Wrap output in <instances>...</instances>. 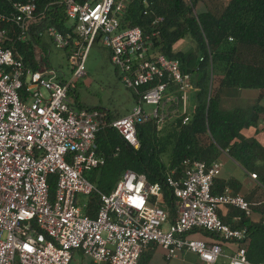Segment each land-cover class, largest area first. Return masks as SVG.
<instances>
[{
    "label": "built area",
    "instance_id": "2783aa9c",
    "mask_svg": "<svg viewBox=\"0 0 264 264\" xmlns=\"http://www.w3.org/2000/svg\"><path fill=\"white\" fill-rule=\"evenodd\" d=\"M53 5L65 8L71 30L50 26L37 37L66 51L72 77L55 68L45 58L43 42L33 38V27ZM126 7L127 0H50L41 10L37 0H28L15 2L8 12L0 8V264H70L77 250L97 263L140 264L152 243L162 246L167 258L191 251L204 264H216L222 245L192 238V231L239 243L248 239L246 227H232L219 216L223 205L251 213L241 193L230 188L213 193L223 169L219 159H187L182 170L167 172L166 185L176 201L173 220L163 205L162 183L131 169L111 193H100L102 204L94 217L84 214L90 195L99 191L91 176L107 161L97 141L104 127L116 129L138 149L139 124L155 120L161 128L175 116L187 123L193 108L192 74L158 50L159 28H122ZM144 13L152 15L155 26L163 21L152 10ZM7 24L16 27L15 35ZM7 40L31 42L41 66H29L19 49L4 45ZM96 43L109 50L120 78L138 95L119 118L109 119L103 108L79 107L72 98L73 82L86 75ZM229 264L255 263L241 244Z\"/></svg>",
    "mask_w": 264,
    "mask_h": 264
},
{
    "label": "trees",
    "instance_id": "16d2710c",
    "mask_svg": "<svg viewBox=\"0 0 264 264\" xmlns=\"http://www.w3.org/2000/svg\"><path fill=\"white\" fill-rule=\"evenodd\" d=\"M27 1L0 0V8L8 12L15 2ZM49 1L37 0L41 10ZM147 9L163 17L159 26L152 24V15L144 13ZM121 23L122 28L139 26L145 32L156 28L161 30L157 48L168 57L178 59L183 70L192 74L196 87L192 96L194 105L187 123L183 122L184 116H175L161 128L155 120L139 124L137 130L141 145L138 149L129 145L116 129L104 127L98 133L97 141L99 153L105 155L107 161L91 176L99 191L90 195L84 214L94 217L102 204L100 193H111L122 175L131 169L145 174L150 182L162 183L163 205L173 220L176 201L171 188L166 185L168 171L182 170L187 159L210 163L223 151H228L248 166L251 149L258 154L264 153L257 140L248 141L241 135L243 128L257 125L263 106L257 104L232 111H223L219 107L222 89L226 87L264 90V0H228L221 9L209 6L206 0H127ZM67 24L65 8L53 5L33 27V38L40 43L42 40L37 37L39 30L56 26L66 32L71 30ZM7 25L15 35L16 27ZM184 40L192 41L191 46L177 49ZM4 45L19 49L26 63L34 69L41 66L31 42L7 40ZM131 91L135 104L138 95ZM76 103L79 107H88L78 100ZM104 110L108 112L109 119L127 114ZM50 182L51 193L54 194L55 177L52 176ZM224 190L219 193L213 190V193L220 194ZM241 218L242 222L237 227H246L249 238L250 230L254 231L253 225L245 214ZM255 229H259L264 243V223ZM141 261L142 256L140 264Z\"/></svg>",
    "mask_w": 264,
    "mask_h": 264
},
{
    "label": "crops",
    "instance_id": "0c3cea01",
    "mask_svg": "<svg viewBox=\"0 0 264 264\" xmlns=\"http://www.w3.org/2000/svg\"><path fill=\"white\" fill-rule=\"evenodd\" d=\"M43 44L46 50L51 45L47 41H43ZM257 104L264 108V90L257 88L226 87L222 89L219 98V107L223 111L252 108ZM192 105H194L193 101ZM241 135L243 139L248 141L257 140L264 148V110L260 112L257 125L243 128ZM218 159L222 161L223 169L220 177L216 180V185L214 184L213 190L219 193L224 188H230L234 193L244 195L251 207V213L246 214L238 207L223 205L218 210L219 216L230 226L237 227L242 222L241 216L245 214L246 219L252 223L254 231L250 230V237L243 243L224 240L218 235L200 229L192 231L189 236L222 245L224 253L216 264H229V257L237 251L241 244L247 247L250 261L255 264H264L262 235L259 229H255L257 225L264 223V153L258 154L251 149L248 166H244L228 151H223ZM251 173H258V178H253ZM166 255L167 252L162 246L152 243L143 252L141 264H204L198 255L191 251H184L172 258H167ZM70 264L105 263H97L82 251L77 250L74 252Z\"/></svg>",
    "mask_w": 264,
    "mask_h": 264
},
{
    "label": "rangeland",
    "instance_id": "374dc122",
    "mask_svg": "<svg viewBox=\"0 0 264 264\" xmlns=\"http://www.w3.org/2000/svg\"><path fill=\"white\" fill-rule=\"evenodd\" d=\"M209 6L221 9L228 0H206ZM195 12H197L195 10ZM192 41L179 43V49H187ZM51 60L53 66L62 70L67 76L72 75L71 66L65 50L56 48L53 43L45 50V58ZM72 77V76H71ZM216 84V80H215ZM72 98L82 105L98 107L128 113L134 105L133 95L120 78L116 67L110 61V52L101 43H96L86 62V75L73 82ZM168 227V224L164 225Z\"/></svg>",
    "mask_w": 264,
    "mask_h": 264
}]
</instances>
